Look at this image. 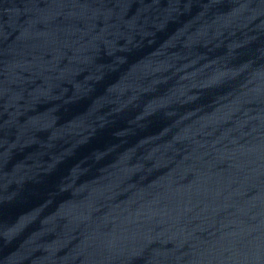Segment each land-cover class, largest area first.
Instances as JSON below:
<instances>
[{"label": "water", "instance_id": "obj_1", "mask_svg": "<svg viewBox=\"0 0 264 264\" xmlns=\"http://www.w3.org/2000/svg\"><path fill=\"white\" fill-rule=\"evenodd\" d=\"M0 264H264V0H0Z\"/></svg>", "mask_w": 264, "mask_h": 264}]
</instances>
